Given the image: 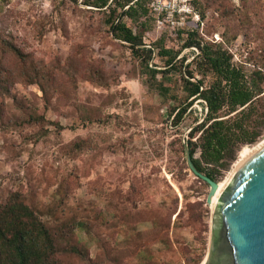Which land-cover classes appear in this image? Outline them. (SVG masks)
I'll return each mask as SVG.
<instances>
[{"label":"rangeland","instance_id":"374dc122","mask_svg":"<svg viewBox=\"0 0 264 264\" xmlns=\"http://www.w3.org/2000/svg\"><path fill=\"white\" fill-rule=\"evenodd\" d=\"M179 4L144 0L145 16L124 18L153 48L147 66L168 70L154 79L105 7L0 0V202L27 203L66 248L62 264H201L207 253L209 186L184 153L203 106L172 124L184 65L158 51L185 64L198 53L183 45L193 31L264 68V0H192L198 21Z\"/></svg>","mask_w":264,"mask_h":264},{"label":"trees","instance_id":"16d2710c","mask_svg":"<svg viewBox=\"0 0 264 264\" xmlns=\"http://www.w3.org/2000/svg\"><path fill=\"white\" fill-rule=\"evenodd\" d=\"M85 3L109 11L112 32L134 52L142 54L141 62L148 67L153 48H146L142 35L124 20L137 23L145 16L144 0H85ZM183 45L194 46L198 51L185 64L184 56L176 59L177 51L164 47L158 51L173 69L177 64L184 65L179 78L181 95L171 96L177 101L170 110L172 124L178 126L193 111L195 101L202 104L201 116L195 117L186 134L185 148L195 168L216 181L230 168L243 146L264 136V68L247 60H236L221 44L201 42L193 31L187 32ZM159 71L168 70L148 67L154 79ZM153 86L163 96L168 95L169 86L158 81ZM65 249L60 247L51 227L20 197L15 195L0 202V264H62L60 254Z\"/></svg>","mask_w":264,"mask_h":264},{"label":"water","instance_id":"95a60500","mask_svg":"<svg viewBox=\"0 0 264 264\" xmlns=\"http://www.w3.org/2000/svg\"><path fill=\"white\" fill-rule=\"evenodd\" d=\"M234 166L211 206L207 253L201 264H264V139ZM190 171L209 186L210 206L218 182L198 171L185 148Z\"/></svg>","mask_w":264,"mask_h":264},{"label":"bare ground","instance_id":"6f19581e","mask_svg":"<svg viewBox=\"0 0 264 264\" xmlns=\"http://www.w3.org/2000/svg\"><path fill=\"white\" fill-rule=\"evenodd\" d=\"M260 142H258L257 144H254L252 146H243L241 151H240V158L237 162V164L239 162H241L255 147H257L259 145ZM236 164V165H237ZM231 174V173H230ZM230 176V175H229ZM229 178V177H228ZM227 178V179H228ZM227 180H223V181H220L218 182V188H217V191L216 193L212 196V202H211V205L210 206H213L215 204V201L217 199V196H218V193L220 191V189L222 188V186L224 185V183L226 182Z\"/></svg>","mask_w":264,"mask_h":264},{"label":"built area","instance_id":"2783aa9c","mask_svg":"<svg viewBox=\"0 0 264 264\" xmlns=\"http://www.w3.org/2000/svg\"><path fill=\"white\" fill-rule=\"evenodd\" d=\"M179 5L180 7L177 8V10H173V11H177V13H188V14H193L192 18H194L196 21H198L199 17L198 15L194 12V8L192 6V0H179ZM163 9V8H162ZM171 13L172 10H171Z\"/></svg>","mask_w":264,"mask_h":264}]
</instances>
